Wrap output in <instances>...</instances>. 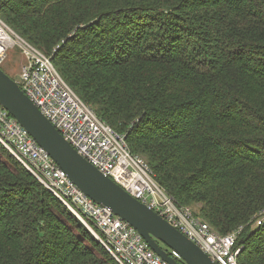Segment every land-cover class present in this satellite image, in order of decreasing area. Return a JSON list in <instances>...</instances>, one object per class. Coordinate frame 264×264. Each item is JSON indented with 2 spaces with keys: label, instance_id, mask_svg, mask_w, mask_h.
Instances as JSON below:
<instances>
[{
  "label": "trees",
  "instance_id": "obj_1",
  "mask_svg": "<svg viewBox=\"0 0 264 264\" xmlns=\"http://www.w3.org/2000/svg\"><path fill=\"white\" fill-rule=\"evenodd\" d=\"M0 18L178 203L242 227L238 264H264V0H0ZM0 264H118L1 144Z\"/></svg>",
  "mask_w": 264,
  "mask_h": 264
},
{
  "label": "built area",
  "instance_id": "obj_2",
  "mask_svg": "<svg viewBox=\"0 0 264 264\" xmlns=\"http://www.w3.org/2000/svg\"><path fill=\"white\" fill-rule=\"evenodd\" d=\"M13 46L24 57L17 81L21 90L82 157L164 218L217 264H238L242 246H237L236 240L242 227L219 234L189 206L178 203L156 182L145 160L130 151L124 135L102 120L67 84L50 56L0 18V65ZM0 144L59 199L118 264H169L128 222L81 192L1 104ZM263 223L264 208L257 213L254 225ZM168 253L181 260L176 252Z\"/></svg>",
  "mask_w": 264,
  "mask_h": 264
},
{
  "label": "water",
  "instance_id": "obj_3",
  "mask_svg": "<svg viewBox=\"0 0 264 264\" xmlns=\"http://www.w3.org/2000/svg\"><path fill=\"white\" fill-rule=\"evenodd\" d=\"M0 104L26 129L81 192L128 222L163 260L169 264H217L164 218L129 195L82 157L25 95L17 81L1 67ZM167 249L176 252L181 260L177 261L170 256Z\"/></svg>",
  "mask_w": 264,
  "mask_h": 264
},
{
  "label": "rangeland",
  "instance_id": "obj_4",
  "mask_svg": "<svg viewBox=\"0 0 264 264\" xmlns=\"http://www.w3.org/2000/svg\"><path fill=\"white\" fill-rule=\"evenodd\" d=\"M24 64V57L17 46L7 50L6 57L0 67L15 81L19 80V73ZM170 252V249H168Z\"/></svg>",
  "mask_w": 264,
  "mask_h": 264
}]
</instances>
